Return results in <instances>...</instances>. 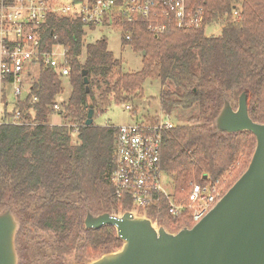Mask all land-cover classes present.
<instances>
[{
	"label": "trees",
	"instance_id": "trees-1",
	"mask_svg": "<svg viewBox=\"0 0 264 264\" xmlns=\"http://www.w3.org/2000/svg\"><path fill=\"white\" fill-rule=\"evenodd\" d=\"M190 4L205 9V23L199 29L171 28L156 37L147 22L137 23L132 41L127 42L143 55V69L135 73L122 70L105 38L85 45L88 34L81 22L49 20L43 48L60 44L68 50L71 97L60 112L55 111L63 77L41 63L31 94L14 108L28 123L4 127L0 139V213L11 206L21 222L20 264H64L58 263L55 250L72 236L79 264L88 247L101 256L123 247L114 227L86 230L84 225L87 210L123 214L133 209L129 201L117 199L111 182L117 129L86 126L90 101L96 115L116 101L141 98L145 82L159 80L164 113L172 117L189 112L184 113L187 125L165 132L161 153L162 168L171 175L178 200L186 197L193 182H221L235 168L232 185L247 169L256 148L254 135H215L213 120L224 95L247 91L251 117L264 124V0H190ZM213 22H221L223 29L219 36L208 37L206 28ZM3 105L10 109V101ZM55 113L65 120L63 125L49 123ZM148 216L177 231L190 225L187 217L169 216L165 200L150 208ZM39 232L50 234L54 242L35 234Z\"/></svg>",
	"mask_w": 264,
	"mask_h": 264
},
{
	"label": "built area",
	"instance_id": "built-area-1",
	"mask_svg": "<svg viewBox=\"0 0 264 264\" xmlns=\"http://www.w3.org/2000/svg\"><path fill=\"white\" fill-rule=\"evenodd\" d=\"M52 17L79 21L85 30L93 32L119 28L127 43L132 41L139 21L147 22L156 37L171 28L199 29L205 23V9L194 7L190 0H0V80L5 91L13 96L11 104H14L6 111L0 103V139L4 127L28 123L23 112H14V108L31 94V79L37 77L41 63L63 78L70 75L68 50L60 44L53 45L51 50L43 48L46 46L43 34ZM36 101L34 98L32 102ZM54 109L60 112L61 103L57 102ZM162 116L155 122L115 127L111 182L117 199L129 201L133 209L128 211L136 216L148 213L165 200L169 216L187 217L190 225L185 227L192 228L226 192L220 181L206 179L192 184L185 198H175L161 163L165 132L175 124L169 115L162 113Z\"/></svg>",
	"mask_w": 264,
	"mask_h": 264
},
{
	"label": "water",
	"instance_id": "water-1",
	"mask_svg": "<svg viewBox=\"0 0 264 264\" xmlns=\"http://www.w3.org/2000/svg\"><path fill=\"white\" fill-rule=\"evenodd\" d=\"M88 72L83 71L88 84ZM213 120L215 135L249 132L256 138L252 159L217 205L192 228L170 232L147 216L87 210L86 230L116 229L123 247L86 264H264V124L250 115L249 93L235 108L227 96ZM89 102L86 126L94 124ZM21 222L10 206L0 213V264H20L17 236Z\"/></svg>",
	"mask_w": 264,
	"mask_h": 264
},
{
	"label": "rangeland",
	"instance_id": "rangeland-1",
	"mask_svg": "<svg viewBox=\"0 0 264 264\" xmlns=\"http://www.w3.org/2000/svg\"><path fill=\"white\" fill-rule=\"evenodd\" d=\"M223 29V25L221 22H213L206 28V35L210 36H219ZM87 30V29H86ZM87 38L85 39V45L95 43L98 40L105 38L108 43V50L112 52L116 59H118L122 63V70L125 73H135L139 72L143 69V55L139 52H135L131 45L125 43L124 40V32L119 28H104L98 29L97 31H89L87 30ZM1 51V48H0ZM85 51L81 58L82 62L85 61ZM36 77L31 79V83L34 82ZM168 85V84H167ZM166 85V86H167ZM144 94L141 98L135 99L134 101L123 103V102H115L111 105V107L107 108L103 112L96 111V115L94 117V124L97 126H106L111 125L114 127H120L124 125H134L146 121H157L158 117H163L162 113L164 111L161 106L160 96L164 89L161 81L159 80H147L143 85ZM2 90V91H1ZM9 91H5L3 85L0 80V102L4 103L5 100L11 101L13 97ZM72 94V86L69 82L67 77L63 78V93L57 97V101L59 103L65 104L69 101V98ZM100 90L96 89V95L99 98ZM240 93L233 92L229 93V99L231 100L233 106L237 108L238 106V97ZM5 99V100H4ZM14 105V104H13ZM11 105V107H13ZM184 113H189L188 111ZM184 113H177L174 114L173 121L175 126H184L188 124V120L184 117ZM31 123V121H30ZM49 123L51 125H63L65 120L62 118L59 113H55L51 116ZM77 135H73V143L77 142ZM252 159V158H251ZM251 161V160H250ZM244 173V172H243ZM168 175V174H167ZM229 179H222V188L224 192H227L233 184L239 179L235 180L234 183L231 185L232 181L235 178V168L230 171L227 175ZM168 181L170 180V187L174 191V184L172 183L171 175H168ZM230 181V183H229ZM191 183L190 188L192 184ZM172 191V192H173ZM122 214V213H119ZM117 214V215H119ZM142 216H148V213H141ZM151 219V218H150ZM153 220V219H152ZM157 226H165L170 232H177V230L165 222H161L158 220H153ZM37 232V231H34ZM36 235H40L41 237H45L46 240L50 242H54V237H50V234L39 232L35 233ZM76 246L77 242L75 238L72 236L70 240L66 243L62 249L55 250L59 253L60 259L58 263L64 264H79L78 260L76 259ZM83 264L92 262L94 260L99 259L102 257L100 255L99 250L94 249L93 247L86 248L83 254ZM35 264H42L35 263ZM56 264V263H55Z\"/></svg>",
	"mask_w": 264,
	"mask_h": 264
},
{
	"label": "crops",
	"instance_id": "crops-1",
	"mask_svg": "<svg viewBox=\"0 0 264 264\" xmlns=\"http://www.w3.org/2000/svg\"><path fill=\"white\" fill-rule=\"evenodd\" d=\"M2 91V90H1ZM1 103V102H0ZM10 104H11V101H10ZM12 105V104H11ZM13 107L10 106V109H12Z\"/></svg>",
	"mask_w": 264,
	"mask_h": 264
}]
</instances>
